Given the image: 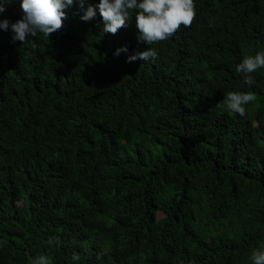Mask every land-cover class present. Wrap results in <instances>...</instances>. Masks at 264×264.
<instances>
[{
    "label": "trees",
    "instance_id": "16d2710c",
    "mask_svg": "<svg viewBox=\"0 0 264 264\" xmlns=\"http://www.w3.org/2000/svg\"><path fill=\"white\" fill-rule=\"evenodd\" d=\"M21 2L0 20L21 19ZM194 4L190 27L152 45L135 12L104 34L99 9L86 22L75 2L50 39L0 29V264H252L264 68L252 85L235 69L264 51V0ZM229 91L255 93L245 117L216 106Z\"/></svg>",
    "mask_w": 264,
    "mask_h": 264
},
{
    "label": "clouds",
    "instance_id": "9594fccd",
    "mask_svg": "<svg viewBox=\"0 0 264 264\" xmlns=\"http://www.w3.org/2000/svg\"><path fill=\"white\" fill-rule=\"evenodd\" d=\"M79 3L83 10L81 19L91 21L95 19L97 8L102 17L101 31L104 34H117L122 28L128 26L130 13L135 12V24L138 29L140 42L152 45L162 42L180 29L183 25L190 27L196 18L197 11L194 0H99L98 5H91L85 9L87 0H22L20 8L23 16L14 23L9 20H0V29H11L12 42L25 44L29 37H37L38 34L50 39L51 35L62 30L63 22L68 19L67 9L73 4ZM12 0H0V13H4ZM127 52V48L117 49L115 55ZM157 56L155 49L137 52L128 57V62L143 60L148 61ZM264 68V51L255 55H246L236 66V72L241 73L248 85L254 83L252 74ZM255 100V93L248 91H229L224 99L217 103V107L226 108L232 114L241 117L247 115L246 106ZM47 243L55 246L59 243L58 237H50ZM73 261H79L80 256L73 254ZM252 264H264V247L251 251ZM29 264H53L52 259L40 253L29 260Z\"/></svg>",
    "mask_w": 264,
    "mask_h": 264
}]
</instances>
